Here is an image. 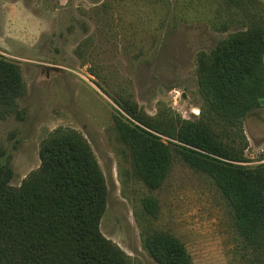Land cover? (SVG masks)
Here are the masks:
<instances>
[{
    "label": "rangeland",
    "instance_id": "374dc122",
    "mask_svg": "<svg viewBox=\"0 0 264 264\" xmlns=\"http://www.w3.org/2000/svg\"><path fill=\"white\" fill-rule=\"evenodd\" d=\"M255 24L264 27V0H0V56L19 66L24 86L17 111L0 117L3 161L13 171L8 184L20 187L38 168L39 148L52 132L72 129L85 138L103 175L96 226L118 264H158L143 247L145 229L178 237L192 264H259L208 175L176 157L150 190L133 175L113 124L121 113L146 128L124 114L119 96L152 118L197 120L204 107L198 57ZM242 131L245 161L239 163H264V98L244 114ZM230 134L226 139L237 145L241 136ZM147 196L157 200L155 216L142 207ZM8 211L0 200V216ZM10 239L0 224V240Z\"/></svg>",
    "mask_w": 264,
    "mask_h": 264
},
{
    "label": "trees",
    "instance_id": "16d2710c",
    "mask_svg": "<svg viewBox=\"0 0 264 264\" xmlns=\"http://www.w3.org/2000/svg\"><path fill=\"white\" fill-rule=\"evenodd\" d=\"M263 55L260 24L230 33L209 54H200L197 76L204 107L195 121L175 115L152 118L123 96L115 102L147 129L121 113L113 116L133 175L156 189L176 157L208 175L259 264H264V163L239 162L245 161L243 116L264 98ZM23 93L19 66L0 56V117L17 111ZM231 132L241 136L237 145L226 139ZM158 134L177 142L166 143ZM5 154L0 148V200L7 201L9 211L0 216V224H6L12 239L0 240V264H118L117 251L109 248L96 226L105 201L103 175L79 132L59 129L43 140L40 165L20 187L8 184L13 171L3 161ZM23 202L27 203L20 206ZM142 207L155 216L156 198L145 197ZM142 242L158 264H192L182 241L167 231L145 229Z\"/></svg>",
    "mask_w": 264,
    "mask_h": 264
}]
</instances>
